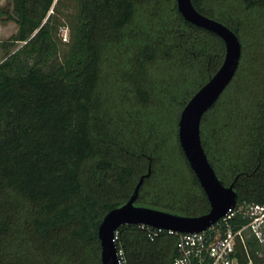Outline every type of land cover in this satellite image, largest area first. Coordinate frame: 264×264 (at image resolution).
I'll return each instance as SVG.
<instances>
[{
  "label": "trees",
  "instance_id": "obj_1",
  "mask_svg": "<svg viewBox=\"0 0 264 264\" xmlns=\"http://www.w3.org/2000/svg\"><path fill=\"white\" fill-rule=\"evenodd\" d=\"M11 2L17 45L0 61V264H101L98 226L148 169L136 205L207 212L178 120L221 65L222 39L185 20L176 0ZM191 2L241 44L233 78L200 121L217 177L234 183L235 231L249 205H264V0ZM153 232L117 228L125 264H173L177 235ZM262 244L246 233L237 264H264Z\"/></svg>",
  "mask_w": 264,
  "mask_h": 264
},
{
  "label": "water",
  "instance_id": "obj_2",
  "mask_svg": "<svg viewBox=\"0 0 264 264\" xmlns=\"http://www.w3.org/2000/svg\"><path fill=\"white\" fill-rule=\"evenodd\" d=\"M177 8L188 22L219 36L225 46L223 61L216 72L183 107L178 120V140L191 170L197 177L209 203V210L195 216H184L165 210L136 205L141 175L126 202L108 211L101 220L97 235L101 247V264H120L115 246V233L120 225L136 224L175 233L201 232L214 225L236 204L233 182L225 185L217 177L201 144L200 121L205 111L219 98L233 78L241 56L238 36L223 23L195 9L191 0H176Z\"/></svg>",
  "mask_w": 264,
  "mask_h": 264
},
{
  "label": "built area",
  "instance_id": "obj_3",
  "mask_svg": "<svg viewBox=\"0 0 264 264\" xmlns=\"http://www.w3.org/2000/svg\"><path fill=\"white\" fill-rule=\"evenodd\" d=\"M234 208L235 206L230 208L225 216L201 232L175 233L153 228L152 235L161 231L177 235V256L173 264H237L235 246L237 242L245 243L246 233L256 238L259 243H264V205H249L245 210L249 222L235 231L228 223V219L235 213ZM117 257L120 264H125L122 250H117Z\"/></svg>",
  "mask_w": 264,
  "mask_h": 264
},
{
  "label": "rangeland",
  "instance_id": "obj_4",
  "mask_svg": "<svg viewBox=\"0 0 264 264\" xmlns=\"http://www.w3.org/2000/svg\"><path fill=\"white\" fill-rule=\"evenodd\" d=\"M69 0H66V3H68ZM0 10L2 13L0 14V61L5 58L6 54L13 51L16 48L17 44L11 43L12 41L10 38L15 33L17 29L16 23L9 19V15L12 11V2L11 0H0ZM68 29L66 27H63L61 29V40L67 41L68 39ZM137 204H143L148 207L152 208H158L156 205L152 204H145V203H138ZM264 246V243L262 244ZM258 255H262V253H258ZM264 257V256H262Z\"/></svg>",
  "mask_w": 264,
  "mask_h": 264
}]
</instances>
